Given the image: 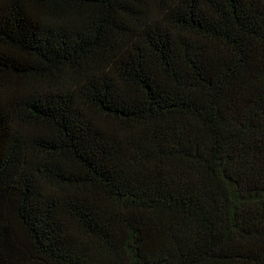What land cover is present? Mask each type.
Masks as SVG:
<instances>
[{"label": "trees", "instance_id": "16d2710c", "mask_svg": "<svg viewBox=\"0 0 264 264\" xmlns=\"http://www.w3.org/2000/svg\"><path fill=\"white\" fill-rule=\"evenodd\" d=\"M0 264H264V0H0Z\"/></svg>", "mask_w": 264, "mask_h": 264}]
</instances>
